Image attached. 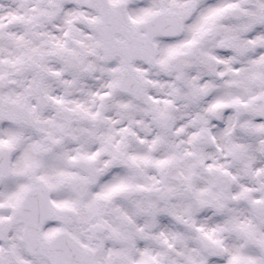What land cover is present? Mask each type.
<instances>
[{"label":"snow or ice","instance_id":"6c2138e0","mask_svg":"<svg viewBox=\"0 0 264 264\" xmlns=\"http://www.w3.org/2000/svg\"><path fill=\"white\" fill-rule=\"evenodd\" d=\"M0 264H264V0H0Z\"/></svg>","mask_w":264,"mask_h":264}]
</instances>
